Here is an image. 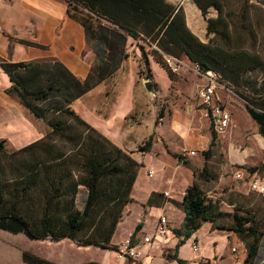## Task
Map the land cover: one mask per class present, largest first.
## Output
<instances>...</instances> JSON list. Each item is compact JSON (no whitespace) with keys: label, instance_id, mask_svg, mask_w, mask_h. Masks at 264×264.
<instances>
[{"label":"trees","instance_id":"1","mask_svg":"<svg viewBox=\"0 0 264 264\" xmlns=\"http://www.w3.org/2000/svg\"><path fill=\"white\" fill-rule=\"evenodd\" d=\"M193 1L204 16L210 5L217 9L216 16L207 17L206 32L211 34L207 40L188 27L182 7L169 0H66L67 12L83 24L87 40L99 39L104 44L102 57L85 77L72 74L55 57L0 62L11 80L6 91L50 127L43 136L16 149H7L6 139L0 137V228L22 231L30 238H70L79 244L118 248L111 238L123 207L132 199L142 163L80 116L70 103L113 73L128 54L125 43L129 35L154 45L152 53L169 76L172 70L163 53L184 54L199 70H215L221 82L251 103L246 109L264 138V96L249 98L240 89L244 71L258 62V55L233 45L219 0ZM210 126L212 144L216 130L212 122ZM152 142L151 134L137 149L148 150ZM81 187L84 195L77 198ZM152 197L153 193L147 199L149 204ZM180 206L184 215L175 231L182 237L172 256L182 263L178 246L204 221L214 222L217 208L195 179L186 185ZM243 223L237 217L232 228L245 240L248 249L243 264H247L257 252L259 236L253 225ZM139 228L137 224L130 238ZM250 231L251 241L246 238ZM23 259L37 264L46 261L27 251H23Z\"/></svg>","mask_w":264,"mask_h":264},{"label":"rangeland","instance_id":"2","mask_svg":"<svg viewBox=\"0 0 264 264\" xmlns=\"http://www.w3.org/2000/svg\"><path fill=\"white\" fill-rule=\"evenodd\" d=\"M169 1L180 5L183 10L185 6L188 12V27L200 35L202 40H207L211 35L206 32L207 17L216 16L217 9L210 5L204 16L202 13L189 9L192 0ZM219 2L222 5L224 16L229 21L233 45L258 55V62L244 71V80H242L243 84L240 89L249 98L260 99L264 96V0H219ZM152 48L154 45L147 43L141 37L134 38L129 35L125 43V50L128 51V55L123 59L127 78L131 77L130 73L133 74L134 92L150 95L151 99H155L152 114L148 111L146 115L148 117L153 115L154 123L158 125L166 112L170 111V116L177 113L180 115L182 123H187L190 120L194 129L203 128L204 131H209L211 135L210 116L205 114L204 106L197 95V88L203 79L197 75L193 62L186 55L181 54L179 56L181 60L179 69L176 72L172 71L171 76H169L167 69L156 61L157 55H153ZM143 80L151 81L152 91L147 90ZM122 83L125 84V79ZM221 84L223 88H219L218 93L221 101L230 112L228 125L220 130L214 128L216 130L214 142L208 143L203 149L193 146H196V140L189 141L188 146H191L190 148H177L178 143L173 139V136L166 135L168 142L175 151L170 150L172 156H161V160L167 165L168 172L173 169V165L175 168L177 167L173 174L174 182L171 185L170 193L174 194L181 190L182 184L189 180L186 172L189 173L190 177V170H192L193 179L198 182L208 199L217 208L216 220L208 222L211 225V231L208 232V235L214 236L213 239L217 240L216 242L222 237L226 240V246L222 248L223 253L219 256L220 259L216 257L212 260V264H235L232 256L247 252L245 240L232 228L237 217L244 221L242 225H253L259 236L257 252L247 264H264V194L252 190L248 185V178H245L246 175H254L264 180V138L259 134L257 123L246 109V105L251 103L237 93L234 87L225 82H221ZM124 91L126 92V89ZM54 99L53 97L45 101L44 104ZM73 107L87 120L93 118L89 105L84 104V102L78 101ZM143 116H145L144 113ZM31 117V122L38 129L45 126L46 122L42 118L36 117L32 113ZM202 118H205L204 124H202ZM68 119L70 120V118ZM166 122L168 123V120ZM162 126L159 129L165 131V127ZM32 133V131L25 132V138H30ZM154 136L157 138V135L152 134V137ZM51 138L60 142L56 134H52ZM155 146L159 147L160 142L156 141ZM7 149L10 150L8 147ZM205 149L207 152H203ZM190 150H194V153H190ZM172 153H179L181 156L177 157ZM149 155L144 164H140L138 168L139 183L143 187L154 182L159 174L156 170L154 175L152 173V176H148L147 170L150 167H158ZM236 170L243 171L242 178H237L234 175ZM83 195L84 188L81 187L77 198L83 197ZM129 204L137 206L132 197L123 207L120 219L126 215V207ZM138 207L140 209L139 205ZM139 216H141V221L145 222L146 229L147 227L150 229L152 223L148 221L153 220L154 216L148 215L146 209H140L136 215V221H138ZM146 216L148 221L145 220ZM129 221L130 216H126L115 231V239L122 237L123 240L129 227ZM206 223V221L202 223L198 229L196 238L199 247L205 242L206 236L202 234ZM175 228L177 227L172 228V230L178 239L182 237V234L177 233ZM189 237L181 243L180 254H186L191 248ZM246 238L249 241L253 239L251 231L247 233ZM108 249L110 256L107 254ZM172 249L164 247L162 254L169 257ZM22 250L45 258L48 263L54 262L56 264H80L89 261H95L97 264H113L114 255L115 257L122 256L117 251L113 252L112 248L102 245L79 244L70 238L56 240L47 237L29 238L23 232L12 233L0 229V263L30 264L23 261ZM199 261L205 264L211 263L210 259L204 260L203 257L199 258ZM166 262V264L173 263V259ZM189 263L188 260H184L182 264Z\"/></svg>","mask_w":264,"mask_h":264},{"label":"crops","instance_id":"3","mask_svg":"<svg viewBox=\"0 0 264 264\" xmlns=\"http://www.w3.org/2000/svg\"><path fill=\"white\" fill-rule=\"evenodd\" d=\"M189 9L201 13L193 0L189 5ZM184 10L187 24L188 12L185 6ZM197 36L201 39L200 35ZM103 48L104 44L101 40H87L83 24L67 12L66 0H0V62L55 57L72 74L83 78L97 59L102 57L104 53ZM123 59L113 73L103 78L79 97L73 99L70 105L74 110L73 106L78 101L89 105L90 113H92L93 117L89 120L84 118L78 110L75 111L118 146L131 151V155L142 164H144L151 153L149 156L158 167H150L149 169H153L152 175H154L156 170L159 174L156 176L154 182L143 187L139 183L138 170L131 190L133 202L137 206L129 204L126 207V215L123 216V219L119 220L116 229L126 216H130L129 227L123 240L126 237H130L135 226L140 224V228L134 233L133 239L145 251L151 252L154 255L155 263L166 264L167 260L173 259V263L170 264H182L184 261L180 263L177 258L172 256L175 244L179 240V238L175 237L172 228H179L181 226L184 212L180 206V201L186 185L193 180V172L190 170V177L189 173L186 172L189 180L182 184L181 190L172 194L170 191L172 190L171 185L174 182L173 174L177 167L175 168V165H173V169L168 172L167 165L161 160V156L171 157V151H175L168 142L166 135L173 136V139L178 143L177 148H190L191 146H188L189 141L196 140L197 144L193 146L199 149H203L209 143L211 135L209 131H204L203 128L194 129L190 120L187 123H182L180 115L176 112L172 116H170V111L166 112L162 116V121L156 125L153 115L150 117L146 115L148 111L152 114L155 99H151L150 95L134 92L133 74L130 73L131 77L127 78L125 74L126 69L124 68L125 61ZM151 65L152 62L150 63ZM123 79H125V84L122 83ZM143 82L145 86L146 81L143 80ZM10 84L11 80L8 74L0 66V137L6 139V146L8 148L16 149L43 136L50 127L45 123V126L38 129L31 122V112L23 106L15 94L6 91V88ZM124 89H126V92ZM147 90L149 89L147 88ZM143 113L145 116H143ZM167 120L168 123L166 122ZM204 123L205 118H202V124ZM161 125L165 127V131L159 129ZM30 131L33 132L32 136L25 138L24 133ZM151 134L157 135V138L153 137L150 149L144 151L137 150L138 144ZM156 141L160 142L159 147L155 146ZM152 175L148 174V176ZM164 191H167L168 194L165 195ZM151 193H153L152 204H149L147 199ZM138 205L141 210H148V215L154 216V219L149 221L147 220V216L145 217V220L152 223L150 229L149 227L146 229L145 222H142L140 219L141 216L138 217V221L135 220L136 215L140 211ZM164 210L167 213L169 222L167 232L161 235L155 233V219ZM206 222L202 234L206 236L204 244L200 247L198 245L196 250L192 248V239L197 237L198 228L189 237L191 248L188 249L186 254H180V247L182 246L180 244L177 248V257L188 260L191 264H205L199 261V258L203 257L204 260L210 259V264H212V260L222 255V248L226 246V240L220 237L219 241L216 242L217 240L213 239L215 238L214 236L208 235V232L211 231V225L208 223L209 221ZM115 231L112 235L111 243L119 244L122 242V237L115 239ZM146 235L150 237L148 241L143 240V237ZM164 247L173 248L172 252L169 253V257L162 254ZM107 251L108 256H110L109 249ZM115 251L113 249V252ZM21 255L23 259V253ZM245 255L246 252L235 254V256H232V260L235 264H243ZM113 260V264H131L130 259L124 256L115 257L114 255ZM23 261L25 260L23 259ZM40 264L56 263H48L46 260Z\"/></svg>","mask_w":264,"mask_h":264},{"label":"built area","instance_id":"4","mask_svg":"<svg viewBox=\"0 0 264 264\" xmlns=\"http://www.w3.org/2000/svg\"><path fill=\"white\" fill-rule=\"evenodd\" d=\"M164 60L168 67L176 72L179 69L181 60L179 57L174 55L163 53ZM196 73L199 77L203 79V82L197 88V95L200 99V102L204 105L205 114L210 116V122L213 123L215 129H223L228 125L230 120V112L227 107L223 104L218 93L219 88H223L221 81L218 78V74L213 69H207L201 71L198 69L197 64L193 63ZM190 153H194V150H190ZM153 169L148 170V174L151 175ZM243 171L236 170L234 175L237 178H242ZM245 178H248L249 187L259 193L264 194V180L254 176L246 175ZM164 194L167 195L168 192L164 191ZM155 233L165 234L168 230V216L162 211L160 212L155 219ZM150 237L148 235L143 237L144 241H148ZM118 248L116 251L124 256L128 257L131 261V264H161L154 262V255L151 252L145 251L138 243L134 241L133 238L126 237L122 240L121 243L117 244ZM192 248L196 250L198 248V241L196 238L192 239Z\"/></svg>","mask_w":264,"mask_h":264},{"label":"water","instance_id":"5","mask_svg":"<svg viewBox=\"0 0 264 264\" xmlns=\"http://www.w3.org/2000/svg\"><path fill=\"white\" fill-rule=\"evenodd\" d=\"M145 86L149 89V90H152L153 89V86L151 85V81L147 80L145 82Z\"/></svg>","mask_w":264,"mask_h":264}]
</instances>
